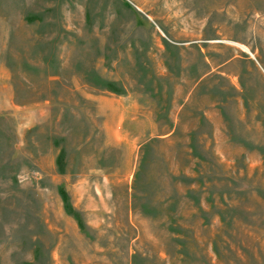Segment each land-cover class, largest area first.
<instances>
[{"label": "rangeland", "instance_id": "rangeland-1", "mask_svg": "<svg viewBox=\"0 0 264 264\" xmlns=\"http://www.w3.org/2000/svg\"><path fill=\"white\" fill-rule=\"evenodd\" d=\"M0 264H264V0H0Z\"/></svg>", "mask_w": 264, "mask_h": 264}, {"label": "trees", "instance_id": "trees-1", "mask_svg": "<svg viewBox=\"0 0 264 264\" xmlns=\"http://www.w3.org/2000/svg\"><path fill=\"white\" fill-rule=\"evenodd\" d=\"M63 155H64V153L61 152L57 158V168H58L60 173H62L64 171ZM58 193H59V196H60V198L64 204L65 212L68 215L72 216L77 221L79 228L82 229L83 224H82L78 214L76 213V211L73 209L72 206L69 205V198H68L67 193L63 189H58Z\"/></svg>", "mask_w": 264, "mask_h": 264}]
</instances>
